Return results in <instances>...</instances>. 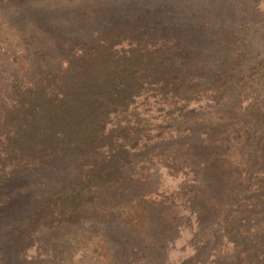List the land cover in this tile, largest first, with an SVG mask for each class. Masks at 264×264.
Masks as SVG:
<instances>
[{"label":"rangeland","instance_id":"obj_1","mask_svg":"<svg viewBox=\"0 0 264 264\" xmlns=\"http://www.w3.org/2000/svg\"><path fill=\"white\" fill-rule=\"evenodd\" d=\"M120 25L149 32L190 115L170 123L186 101L141 102L167 129L124 187L91 194L79 224L42 218L92 154L0 187V264H264V0H0V92L62 64L64 43Z\"/></svg>","mask_w":264,"mask_h":264},{"label":"trees","instance_id":"obj_2","mask_svg":"<svg viewBox=\"0 0 264 264\" xmlns=\"http://www.w3.org/2000/svg\"><path fill=\"white\" fill-rule=\"evenodd\" d=\"M149 40L148 31L120 25L91 43L66 42L62 64L22 81L10 76L0 92V187L77 151L96 159L46 200L44 226L79 224L80 209L95 200L91 194L115 192L129 181L135 159L167 129L137 113L141 102L158 96L176 105L186 101L165 115L170 123L190 115L189 99L178 98L185 91L167 74V64L156 62L159 51L148 49Z\"/></svg>","mask_w":264,"mask_h":264}]
</instances>
